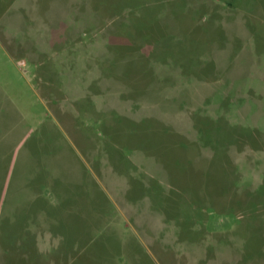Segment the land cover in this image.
<instances>
[{"label": "rangeland", "instance_id": "374dc122", "mask_svg": "<svg viewBox=\"0 0 264 264\" xmlns=\"http://www.w3.org/2000/svg\"><path fill=\"white\" fill-rule=\"evenodd\" d=\"M14 148L0 264H264V0H0Z\"/></svg>", "mask_w": 264, "mask_h": 264}, {"label": "trees", "instance_id": "16d2710c", "mask_svg": "<svg viewBox=\"0 0 264 264\" xmlns=\"http://www.w3.org/2000/svg\"><path fill=\"white\" fill-rule=\"evenodd\" d=\"M21 151H22V149H21ZM20 158H21V152H19V154H18V156H17V159H16V163H15V167H14L13 172L16 171V169H17V165H18V163L20 162ZM11 161H12V158H9V161H8V163H7V166L5 167V170H4V172H3V173H5V176H3L2 179H0V199H1V194H2V192H3V190H4V183H5V181H6V178H7L8 172H9V169H8V168L10 167V163H11ZM14 174H15V173H14ZM4 208H5V205H3V210H4Z\"/></svg>", "mask_w": 264, "mask_h": 264}, {"label": "crops", "instance_id": "0c3cea01", "mask_svg": "<svg viewBox=\"0 0 264 264\" xmlns=\"http://www.w3.org/2000/svg\"><path fill=\"white\" fill-rule=\"evenodd\" d=\"M16 147H17V146H16ZM20 149H22V148H20ZM16 152H17V150H15V148H14V150H13V152H12L13 154H12V157H11V158H12V161H13V163H12V161H11V163H10V166H12L11 168H13V167H14V163H15V160H14V159H15V156H16V155H15V154H16ZM18 154H19V153H18ZM17 156H18V155H17Z\"/></svg>", "mask_w": 264, "mask_h": 264}]
</instances>
